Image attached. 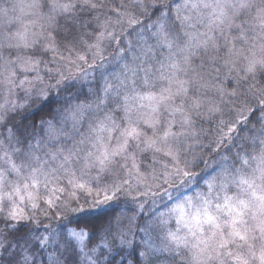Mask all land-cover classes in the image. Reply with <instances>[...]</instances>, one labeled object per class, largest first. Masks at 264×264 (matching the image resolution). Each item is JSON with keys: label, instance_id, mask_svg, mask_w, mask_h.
<instances>
[{"label": "snow or ice", "instance_id": "1", "mask_svg": "<svg viewBox=\"0 0 264 264\" xmlns=\"http://www.w3.org/2000/svg\"><path fill=\"white\" fill-rule=\"evenodd\" d=\"M0 129V264H264V0H0Z\"/></svg>", "mask_w": 264, "mask_h": 264}, {"label": "trees", "instance_id": "2", "mask_svg": "<svg viewBox=\"0 0 264 264\" xmlns=\"http://www.w3.org/2000/svg\"><path fill=\"white\" fill-rule=\"evenodd\" d=\"M16 119H17V121H19V119H20V118H19V117H17ZM0 130L2 131V129H0Z\"/></svg>", "mask_w": 264, "mask_h": 264}, {"label": "rangeland", "instance_id": "3", "mask_svg": "<svg viewBox=\"0 0 264 264\" xmlns=\"http://www.w3.org/2000/svg\"><path fill=\"white\" fill-rule=\"evenodd\" d=\"M205 127H207V125H205ZM1 131V130H0Z\"/></svg>", "mask_w": 264, "mask_h": 264}]
</instances>
